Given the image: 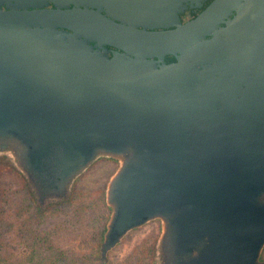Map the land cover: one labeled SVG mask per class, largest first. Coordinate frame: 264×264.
<instances>
[{"label":"water","instance_id":"obj_1","mask_svg":"<svg viewBox=\"0 0 264 264\" xmlns=\"http://www.w3.org/2000/svg\"><path fill=\"white\" fill-rule=\"evenodd\" d=\"M94 1L0 0V158L41 209L117 163L100 263L156 221L157 264H264V0H212L180 31L192 46L142 33L111 57L122 33ZM113 1L148 18L204 0Z\"/></svg>","mask_w":264,"mask_h":264},{"label":"rangeland","instance_id":"obj_2","mask_svg":"<svg viewBox=\"0 0 264 264\" xmlns=\"http://www.w3.org/2000/svg\"><path fill=\"white\" fill-rule=\"evenodd\" d=\"M116 168L114 160L99 159L76 181L66 202L41 209L23 176L1 157L0 264H157L161 226L156 221L130 232L100 263L110 216L105 189Z\"/></svg>","mask_w":264,"mask_h":264},{"label":"flooded vegetation","instance_id":"obj_3","mask_svg":"<svg viewBox=\"0 0 264 264\" xmlns=\"http://www.w3.org/2000/svg\"><path fill=\"white\" fill-rule=\"evenodd\" d=\"M211 2L212 0H204L202 1L200 7L194 8H190L189 4H186L187 8L182 12H177L176 17L158 12L156 14L157 16H149L146 18L135 15L132 13V11L126 10L122 6L123 2L118 1L114 3L113 0H95L93 5L89 7V10L95 13L99 12L101 16L105 17V21L110 24L106 26L108 27L107 30L109 33H122L121 40H112L109 38L107 39L106 43L103 44L104 50L108 52V57H111L112 52L126 54L131 50L138 49L143 43L140 36L142 33L150 35H157L159 33H173L175 36L177 35V41L175 42L174 46L167 48L168 52H173L192 46L193 41L190 37L184 35L183 39H180V31L182 30V27L198 16ZM47 8L53 9L54 6L49 3ZM72 8L73 6L70 5L69 7H63L62 10L68 11ZM81 9L83 8L80 7V10ZM95 18H97V16H95ZM92 22L95 26L98 25L97 19L94 21L92 20L91 23ZM165 25L167 26L166 28L158 27ZM93 44L96 45L95 42H93ZM165 61L169 63L174 61V58L172 55H166ZM261 260L264 259L261 257Z\"/></svg>","mask_w":264,"mask_h":264},{"label":"trees","instance_id":"obj_4","mask_svg":"<svg viewBox=\"0 0 264 264\" xmlns=\"http://www.w3.org/2000/svg\"><path fill=\"white\" fill-rule=\"evenodd\" d=\"M59 204H61V203H59ZM59 204H58V205H59ZM62 204L64 205V203H62ZM61 206H62V205H61ZM65 206H66V205H65Z\"/></svg>","mask_w":264,"mask_h":264}]
</instances>
